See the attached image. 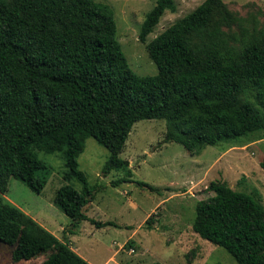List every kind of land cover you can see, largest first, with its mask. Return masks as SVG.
Returning a JSON list of instances; mask_svg holds the SVG:
<instances>
[{
    "label": "trees",
    "instance_id": "trees-1",
    "mask_svg": "<svg viewBox=\"0 0 264 264\" xmlns=\"http://www.w3.org/2000/svg\"><path fill=\"white\" fill-rule=\"evenodd\" d=\"M176 9L175 0H157L140 41ZM240 22L224 0L203 1L147 43L158 73L142 76L130 67L108 3L0 0V240L17 243L15 262L44 255L40 264H91L3 196L11 178L42 192L47 181L39 172L47 165L37 151L63 152L64 179L83 184L82 191L61 186L54 204L74 226L89 220L102 227L113 223L84 213L95 197L78 161L87 138L109 150L108 175L130 174L120 155L139 120L166 119L165 141L192 152L264 130V30L232 32ZM209 190L214 195L197 204L194 231L238 264H264L260 197L220 181Z\"/></svg>",
    "mask_w": 264,
    "mask_h": 264
},
{
    "label": "rangeland",
    "instance_id": "rangeland-1",
    "mask_svg": "<svg viewBox=\"0 0 264 264\" xmlns=\"http://www.w3.org/2000/svg\"><path fill=\"white\" fill-rule=\"evenodd\" d=\"M115 11L117 39L131 69L138 75H155L158 67L147 50V43L205 0H175V12L166 11L154 31L141 42L139 33L146 14L157 0H96ZM249 33L264 30V0H224ZM164 118L137 121L125 143L121 157L130 163V174L113 170L104 175L109 150L95 138L86 139L78 158L95 196L84 213L101 222H75L54 204L57 190L72 184L82 191L77 179H64L66 171L61 151H37L47 165L39 176L46 179L42 192L33 191L22 181L11 178L6 200L35 220L54 229V234L91 264H238L225 248L202 238L193 229L197 204L214 195L212 182H226L238 191L257 194L264 205V130L218 145H204L194 152L175 141H165ZM122 180L119 184L114 181ZM156 188L151 191L146 185ZM1 196V194H0ZM150 222L147 223L148 218ZM13 246L0 243V264H40L45 256L15 262ZM112 257V259H111Z\"/></svg>",
    "mask_w": 264,
    "mask_h": 264
},
{
    "label": "crops",
    "instance_id": "crops-1",
    "mask_svg": "<svg viewBox=\"0 0 264 264\" xmlns=\"http://www.w3.org/2000/svg\"><path fill=\"white\" fill-rule=\"evenodd\" d=\"M24 212H25V211H24ZM40 224H41V223H40ZM41 225H43V224H41ZM43 226H44L45 228H47L49 231H51L52 233L55 232L54 229L47 227V225H43ZM71 247H72L76 252L79 251L78 248H76V247H74V246H72V245H71ZM111 259H112V257H111ZM104 264H108V262H105Z\"/></svg>",
    "mask_w": 264,
    "mask_h": 264
},
{
    "label": "water",
    "instance_id": "water-1",
    "mask_svg": "<svg viewBox=\"0 0 264 264\" xmlns=\"http://www.w3.org/2000/svg\"><path fill=\"white\" fill-rule=\"evenodd\" d=\"M0 243H3V244H6V245H9V246H10V244H7V243L3 242L2 240H0ZM16 245H17V243L14 244V245H11V246H13V248L15 249ZM14 249H13V250H14ZM12 254H13V251H12Z\"/></svg>",
    "mask_w": 264,
    "mask_h": 264
}]
</instances>
